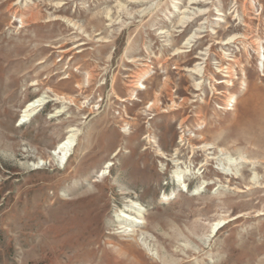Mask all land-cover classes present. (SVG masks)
<instances>
[{"label": "rangeland", "instance_id": "rangeland-1", "mask_svg": "<svg viewBox=\"0 0 264 264\" xmlns=\"http://www.w3.org/2000/svg\"><path fill=\"white\" fill-rule=\"evenodd\" d=\"M245 1L0 0V264H264V0Z\"/></svg>", "mask_w": 264, "mask_h": 264}, {"label": "bare ground", "instance_id": "bare-ground-1", "mask_svg": "<svg viewBox=\"0 0 264 264\" xmlns=\"http://www.w3.org/2000/svg\"><path fill=\"white\" fill-rule=\"evenodd\" d=\"M199 0H196V2ZM246 3L243 5L244 10H249L251 7H253L254 5H252V0L250 1H245ZM16 12L20 13V16L22 18V22L26 23V24H30V23H34L37 22L40 17H39V11L36 10L35 8H27L26 10L23 9H16ZM250 19H252V16L249 17ZM190 19V18H187ZM244 25L248 26V27H252L250 21H244ZM235 36H232L229 38L228 41H226L225 43H229V41H231ZM194 36L189 37L187 39V41L185 42V44H191L192 40H193ZM251 37L247 35L246 39H250ZM256 44H258V48L261 46V41L259 40H255L254 41ZM66 52V51H64ZM181 52H185V50H179V53ZM189 71L192 72H200L201 73V69H196V68H191L189 69ZM219 71H225V77L229 76L232 77L234 75L233 73V69H231V66H228L226 68H219ZM137 77H139L138 81L135 82V84H133V88L131 90L132 94L135 93V89L137 88H141V84H140V78L143 77L142 75H137ZM220 82H228V80H221ZM199 83V82H198ZM197 85V84H196ZM219 93V91H218ZM53 98H50V96H46V95H41L39 97H37L36 99L31 100L30 102L27 103V105L25 106L23 113H22V118L23 120H25V122L29 121L39 110V108H41L44 104H46L49 100H52ZM156 101L152 103V105H155ZM60 112V110L58 111ZM54 115V114H52ZM68 136L59 143L58 147L54 150L53 154L54 155H60L61 159L64 161L65 159H67V157L71 154V148L74 146L75 141H76V137H77V132L76 129L74 127H70L68 129ZM223 171V170H222ZM135 223V222H134ZM140 223V222H138ZM221 221L218 222L217 225H220ZM217 225H215V227L213 228V230H216ZM130 231H134V229L130 228Z\"/></svg>", "mask_w": 264, "mask_h": 264}, {"label": "water", "instance_id": "water-1", "mask_svg": "<svg viewBox=\"0 0 264 264\" xmlns=\"http://www.w3.org/2000/svg\"><path fill=\"white\" fill-rule=\"evenodd\" d=\"M24 121V120H23Z\"/></svg>", "mask_w": 264, "mask_h": 264}]
</instances>
